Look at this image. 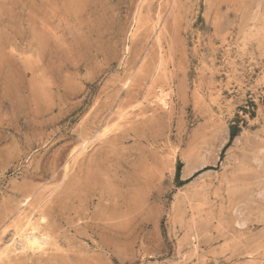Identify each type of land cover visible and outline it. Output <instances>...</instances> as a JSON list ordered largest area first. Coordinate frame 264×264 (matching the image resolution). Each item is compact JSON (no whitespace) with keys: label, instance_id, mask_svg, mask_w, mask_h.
<instances>
[{"label":"rangeland","instance_id":"rangeland-1","mask_svg":"<svg viewBox=\"0 0 264 264\" xmlns=\"http://www.w3.org/2000/svg\"><path fill=\"white\" fill-rule=\"evenodd\" d=\"M27 217L0 264H264V0H0V247Z\"/></svg>","mask_w":264,"mask_h":264},{"label":"bare ground","instance_id":"bare-ground-1","mask_svg":"<svg viewBox=\"0 0 264 264\" xmlns=\"http://www.w3.org/2000/svg\"><path fill=\"white\" fill-rule=\"evenodd\" d=\"M160 26V25H159ZM158 26V27H159ZM157 27V28H158ZM162 97V96H161ZM160 97V101H162L163 104V99ZM166 102V101H165ZM164 102V103H165ZM161 103V102H159ZM166 107V106H165ZM189 174V173H188ZM32 216V215H31ZM24 218V217H23ZM22 218V219H23ZM42 219V218H41ZM31 219L29 217L26 218L25 222H22L23 225H20L18 229H16L12 235L11 240L9 241L10 244H7L3 247H0V258L6 257L7 255L10 254H16L17 249L15 247L17 241H20L21 247L19 248L24 252L25 250L28 251H42L45 243L41 242L40 239H38L37 235H34L35 233V228L34 225L31 224ZM20 222V221H19ZM17 223V222H16ZM16 226V225H15ZM16 228V227H15ZM39 233V232H38ZM42 235V234H41ZM40 236V235H38ZM8 242V241H7ZM19 243V242H18ZM19 243V244H20ZM48 248V247H47ZM48 252V251H47ZM40 253V252H39ZM38 253V254H39ZM34 254V253H33Z\"/></svg>","mask_w":264,"mask_h":264}]
</instances>
